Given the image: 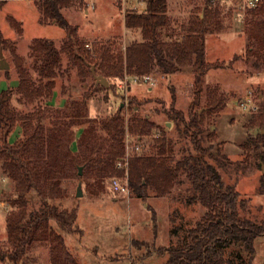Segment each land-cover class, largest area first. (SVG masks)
Masks as SVG:
<instances>
[{
  "label": "trees",
  "instance_id": "16d2710c",
  "mask_svg": "<svg viewBox=\"0 0 264 264\" xmlns=\"http://www.w3.org/2000/svg\"><path fill=\"white\" fill-rule=\"evenodd\" d=\"M221 3V0H203L202 10L188 18L179 34L174 30L172 16L165 11L166 0H147L145 12H126V29L135 37L140 34V38H134L125 51H121L112 44L86 47L88 43L80 39L78 27L71 26L63 14L65 8L78 5L76 1L39 0L40 22L59 25L67 31L68 37L60 46L45 38L32 41V69L37 73V81L23 60L14 56L20 80L16 91L29 104L52 97L64 53L73 62L80 63L83 76L87 70L93 74L94 68L97 75L108 81L153 73L168 78L185 69L192 71L194 98L188 117L175 108L173 91L167 113L178 126L184 125L194 151L186 147L176 159L174 142L167 137L168 129L163 128L160 136L153 139L151 153H136L129 159L128 172L123 169L128 174L131 191L153 211L155 220L156 211L147 202L149 188L166 195L176 186L187 184L186 203L201 204L207 209L195 227L178 237L175 245L163 248L168 253L165 264H254L255 241L264 236V220L255 222L240 215L239 208L244 201L239 191L223 182L217 167L209 162V158L217 161L219 155H214L211 145H204L212 138V134L206 132L209 129L206 125L224 105V97L206 86L207 74L218 67L207 60L206 38L220 29ZM248 12L253 17L244 16L250 23L245 59L255 72H264V0H259ZM11 23L22 33L21 23L14 19ZM7 49L14 51L12 44L0 34V51ZM204 92H209V96L207 104L202 106ZM13 95L10 89L0 92V160L5 176L14 184L13 192L4 201L10 208L5 220L8 243L0 247V262L9 260L19 264L36 244H44L48 245L51 264H79L57 230L81 231L77 209L56 203L64 194L62 181L73 177V168L79 180L86 175L96 181L121 176L117 162L126 154L127 131L138 140L150 135L155 127L150 115L139 114L149 101L129 98L130 122L120 111L98 122L87 117L90 98L87 95L82 101L67 105L63 113L58 111L54 126L49 128L41 118L35 121L33 114L20 116L12 108ZM256 112L253 118L260 129L252 142L260 149L258 165L264 184V104ZM69 116L72 125L87 124L75 151L70 145L72 125L65 121ZM19 121L23 136L11 144L8 137ZM80 168L84 169V176L79 173ZM34 199H38L39 206ZM31 205L34 206L30 209ZM180 230L176 226L171 234L178 235ZM133 245L137 249H151L150 243L143 241H134Z\"/></svg>",
  "mask_w": 264,
  "mask_h": 264
},
{
  "label": "rangeland",
  "instance_id": "374dc122",
  "mask_svg": "<svg viewBox=\"0 0 264 264\" xmlns=\"http://www.w3.org/2000/svg\"><path fill=\"white\" fill-rule=\"evenodd\" d=\"M38 1L0 0V34L14 47L13 52L11 49L2 51L10 69H0V92L12 90L14 95L11 105L20 116L33 114L35 121L36 118H41L51 128L57 120L55 115L58 111L63 113L67 105L73 101H82L90 95L87 101L88 119H97L100 122L120 111L127 122H130L128 101L130 97H134L140 101H149L140 109L139 114L150 115L155 127L150 135L138 140L127 131L125 141L129 138L131 157L136 153L150 154L153 139L160 136L163 128L168 129L167 137L174 142L176 159L181 157L182 149L186 147L194 151L184 125L178 126L177 122L170 120L167 113L173 91L176 97L175 108L188 117L187 113L194 98V74L190 69L168 78L153 73L151 76L155 78L154 85L141 82H130L127 85L125 79L113 78L110 79L109 86L104 87L97 83L95 75L88 70L83 76L80 63L73 62L64 53L52 97L34 104L25 102L16 91L20 80L14 56L23 60L32 78L37 81V73L32 69V41L45 38L60 46L68 37L67 31L59 25L40 22ZM137 1L140 0H96L94 9L75 4L65 8L63 14L71 26L78 27L79 37L88 43V49L112 44L125 51L127 45L136 38L125 28V14L131 10L138 11L134 8ZM170 1L173 6L166 5L165 11L172 16L174 30L180 34L188 18L202 10L203 0ZM244 4L245 0H223L219 9L220 29L206 38L207 60L218 66L207 74L206 86L210 90L216 89L224 97V105L206 125L209 128L206 132L211 133L212 138L207 139L204 145H211L214 155H219L217 161L209 158V162L217 167L223 182L239 191L240 198L244 201L239 208L240 215L261 222L264 220V184L258 165L260 149L252 142L260 129L253 118L257 112L240 111L238 102L252 91L259 106L264 104V72H255L245 59L247 31L250 28L245 17L250 19L253 16ZM11 19L21 23L19 27H22V33L11 23ZM203 96L202 106L207 104L209 92ZM65 121L71 123L72 120L69 116ZM86 126L87 124L72 125L73 137L70 145L73 151L77 150V142ZM22 136L23 129L19 121L9 135L8 142L13 144ZM1 137L0 129V144ZM136 142L141 143L142 150L134 149ZM118 169L122 170V175L115 177L124 180L126 173L123 169ZM72 173L73 177L62 181L64 194L56 203L62 207L77 209V224L81 231L68 233L56 229L65 238L67 249L77 258L79 264H165L168 253L163 248L175 245L178 237L195 227L207 212L201 204L186 203L187 184L176 186L166 195H159L149 188L147 202L156 211L155 220L153 211L133 191L128 198L111 190L110 181L114 176L96 181L84 176L82 168L81 175L84 177L79 180L76 177V168H73ZM79 184L83 190L81 197L76 196ZM13 190L14 184L5 176L0 160V202L4 203H0V247H5L8 243L5 220L10 208L4 201ZM34 203L39 206L38 199H34ZM32 206L34 205L30 209ZM176 226L181 228L179 234H171ZM137 240L150 243L151 249L148 251L145 247L135 248L133 242ZM255 249L254 264H264V236L256 239ZM0 264L13 263L6 260ZM19 264H51L48 245L36 244Z\"/></svg>",
  "mask_w": 264,
  "mask_h": 264
},
{
  "label": "built area",
  "instance_id": "2783aa9c",
  "mask_svg": "<svg viewBox=\"0 0 264 264\" xmlns=\"http://www.w3.org/2000/svg\"><path fill=\"white\" fill-rule=\"evenodd\" d=\"M72 1H76L78 4L85 5L87 8H91V9H94L95 4H96V0H72ZM221 1H223V0H221ZM224 1H226V0H224ZM258 3H259V0H245L244 6L247 9L255 8ZM87 47H89V45H87ZM124 79H125L127 85H128V82L130 80L132 82H135V83L141 82V83H147L150 85L155 84V78L151 75H145V76L134 77V78L125 77ZM238 109L240 111H247V112L258 111L259 104L257 103L256 96L254 95V93L252 91H249L244 97H242L240 99V101L238 102ZM128 142H129V138L126 139V154H125L124 158L118 160V162H117V168L119 167L120 169H124V170H126V172H128L129 159L131 157L129 155L130 145L128 144ZM134 149H136L137 151L142 150L141 143L136 142V144H134ZM110 187H111V190L115 194H118V195L124 196V197H128V198L130 197L131 188H130L129 181H128V174H126L124 180H121L118 177L111 178Z\"/></svg>",
  "mask_w": 264,
  "mask_h": 264
},
{
  "label": "water",
  "instance_id": "95a60500",
  "mask_svg": "<svg viewBox=\"0 0 264 264\" xmlns=\"http://www.w3.org/2000/svg\"><path fill=\"white\" fill-rule=\"evenodd\" d=\"M0 69L1 70H9L10 69V64L5 60L2 51L0 52ZM92 70H93V75H95V77H96L97 83L102 85V86H104V87H108L109 86V81L106 78H104V77H102L100 75H96V73L94 71V68ZM79 173L82 174V168H80ZM76 196L77 197L83 196V190H82V185L81 184L78 185L77 195Z\"/></svg>",
  "mask_w": 264,
  "mask_h": 264
},
{
  "label": "crops",
  "instance_id": "0c3cea01",
  "mask_svg": "<svg viewBox=\"0 0 264 264\" xmlns=\"http://www.w3.org/2000/svg\"><path fill=\"white\" fill-rule=\"evenodd\" d=\"M166 5L168 7L173 6L170 0H168V1L166 0ZM134 8H136L139 12H145L147 9V1H143V0L137 1ZM87 13H89V11H87ZM136 37L140 38V34H137ZM0 203H1V205H4L3 202H0Z\"/></svg>",
  "mask_w": 264,
  "mask_h": 264
}]
</instances>
